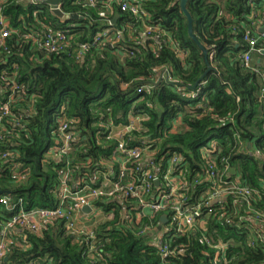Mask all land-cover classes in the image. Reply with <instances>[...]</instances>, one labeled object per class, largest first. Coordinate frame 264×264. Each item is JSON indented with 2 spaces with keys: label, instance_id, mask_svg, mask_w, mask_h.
<instances>
[{
  "label": "trees",
  "instance_id": "obj_1",
  "mask_svg": "<svg viewBox=\"0 0 264 264\" xmlns=\"http://www.w3.org/2000/svg\"><path fill=\"white\" fill-rule=\"evenodd\" d=\"M96 1L94 7L83 8L75 0H62L64 13L79 16L62 21L48 5L0 0L12 31L0 48V76L5 70V81L14 78L24 87L11 111L20 117H5L0 139V191L8 192L0 197L7 196L26 210L56 205L55 188L65 165L44 154L61 118L76 136L67 157L71 173L88 178L93 171L105 170L98 162L115 146L104 128L140 116L144 131L132 130L129 144L140 145L145 138L156 156L175 152L188 173L200 171V148L215 139L217 165L225 158L252 191L248 202L228 207L229 214L235 210L242 216L234 219L235 225L209 217V236L229 243L227 262L218 264H264V242L256 237L257 232L264 233V226L251 218L255 212L264 213V65L252 59L251 67H246L241 59L247 49L243 36L255 30L264 0H188L193 33L208 60L214 53L209 62L215 70L194 89L190 87L207 65L202 50L188 36L187 19L177 0H140L147 13L140 20L121 11L116 1L106 18L100 17L107 0ZM116 14L114 27L123 28L121 39L92 46L76 58V45L90 41ZM141 21L156 24L165 35L143 39ZM66 29L71 41L64 52L38 49L33 38L26 37ZM167 37L179 51L163 41ZM257 48L261 50L254 54L264 62V42ZM162 70L167 76H160ZM3 85L0 78V101ZM239 142L260 156L238 152ZM7 151L13 156L5 161L1 154ZM95 205L112 210L113 217L95 228L92 250L83 236L71 234L62 221L53 219L40 234L12 231L5 264H212L214 250L199 241L198 234L175 238L172 245L183 246L185 252L164 259L152 245V236L139 233L143 224L157 225L159 216L131 224L122 219L119 202L99 199ZM9 217L10 210L0 206V221Z\"/></svg>",
  "mask_w": 264,
  "mask_h": 264
},
{
  "label": "built area",
  "instance_id": "obj_2",
  "mask_svg": "<svg viewBox=\"0 0 264 264\" xmlns=\"http://www.w3.org/2000/svg\"><path fill=\"white\" fill-rule=\"evenodd\" d=\"M32 4L35 0H24ZM116 1L123 12H129L138 20L147 16L142 9L140 0H107L103 9L98 12L100 17L106 18L107 9L111 3ZM84 7H94L96 0H75ZM107 27L101 29L90 40L79 42L76 45V58L82 57L92 46L99 44L113 43L123 36V28L118 29L107 20ZM258 31H246L243 40L247 43V49L241 55L242 63L251 67L255 52L260 42H264V13L256 20ZM255 26V25H254ZM139 35L145 38L160 39L165 35L159 26L141 21ZM262 28V31H259ZM68 30L49 32L45 36H26L33 38L34 45L38 49L49 53L68 51L70 48V35ZM12 31L9 22L3 14V7L0 5V48L5 46V39ZM169 44L176 50L178 47L174 40L167 37ZM264 50V48H263ZM214 53L209 54V60ZM15 64L12 65L14 67ZM5 70L0 78L4 81L2 92L4 94L0 101V139L5 132V117L19 118L20 114L11 113L12 106L18 102V97L24 87L14 78L5 81ZM167 71L162 70L160 76L166 75ZM264 93V85L261 88ZM193 96V95H192ZM144 118L130 116L127 124H108L104 132L108 139L115 142V146L109 157L99 160V167L104 171H93L88 178L79 173L74 176L71 173L70 159L68 154L73 150L76 140L66 118H61L56 128L55 140L50 144L45 157H52L63 162L65 167L58 175V182L55 188L56 205L53 208L35 207L24 209L16 202H12L7 196L0 197V206L10 210V217L0 221V264L10 244V233L12 231H27L40 234L47 223L53 219L63 222L66 231L81 237L83 236L89 250L94 248L95 228L107 220L112 219V210L107 212L95 205L97 200L117 201L122 207V219L131 224H138L143 217L149 219L159 216V223L155 226L143 224L139 233L150 235L161 258H168L175 254L184 253L185 248L181 245H172L175 238L198 234L199 241L214 250L211 260L212 264L227 262L228 242L222 239L216 240L209 236L207 222L209 217L222 221L225 225H235L234 219H241L238 211L229 214L228 207L237 208L243 201L252 195V191L244 185L240 174L236 170L233 175L225 158L220 159L221 166L217 165L215 139H208L200 150L203 154V161L200 171L187 172V167L182 164V158L175 152H169L156 156L151 151V145L146 139H141L140 145H130V137H127L132 130L144 131L141 122ZM102 126V123H100ZM238 152L248 155H257L252 150H244L243 143L239 142ZM9 151L1 154L5 161L12 157ZM20 179H24L21 175ZM157 181V184L155 182ZM89 205L90 213L82 211V207ZM19 206V207H18ZM166 215V222L160 217ZM254 223L264 226V213L255 212L251 216ZM237 224V223H236ZM256 235V234H255ZM256 237L264 242V233L257 232ZM253 244V242H251Z\"/></svg>",
  "mask_w": 264,
  "mask_h": 264
},
{
  "label": "water",
  "instance_id": "obj_3",
  "mask_svg": "<svg viewBox=\"0 0 264 264\" xmlns=\"http://www.w3.org/2000/svg\"><path fill=\"white\" fill-rule=\"evenodd\" d=\"M61 2L62 0H35V3L37 4H44V5H48L49 10L51 11V13L57 17L58 19L65 21V20H69V19H78L79 16L76 14H66L61 10ZM178 5L180 7V10L184 13L186 19H187V25H188V36L190 37V39H192L198 46L199 48L202 50L203 56H204V60L205 63L207 65V69L205 71V73L200 77V79L193 85L190 87V89H194L197 85V83L202 80L204 78V76L210 71V70H215V68L212 67V65L210 64L209 60H208V56H207V50L205 49V47L198 41V39L196 38V36L193 33V19L191 17V15L189 14V12L187 11L186 5L188 0H177ZM118 14H116L113 19H112V24L115 25L116 24V20H117ZM263 29L260 28L259 31H262ZM167 76V74H166ZM230 172L234 175L236 173V170L234 167L231 168ZM155 184H157V181L155 182ZM3 193H8V192H3L0 191V195ZM82 211L85 213H90L91 212V207L89 205L83 206L82 207ZM160 219L164 222H166V215H162L160 217ZM8 260V256H6L4 258V263H6Z\"/></svg>",
  "mask_w": 264,
  "mask_h": 264
},
{
  "label": "crops",
  "instance_id": "obj_4",
  "mask_svg": "<svg viewBox=\"0 0 264 264\" xmlns=\"http://www.w3.org/2000/svg\"><path fill=\"white\" fill-rule=\"evenodd\" d=\"M256 24L257 23H255V26H254L255 30H251L250 29V31H253V33L254 32L256 33L258 31V29H259L258 26H256ZM253 62L256 63V64L259 63V62L260 63L262 62V64L264 65L263 58L262 57H257L255 54L253 55ZM261 108L264 111V102L262 103V107Z\"/></svg>",
  "mask_w": 264,
  "mask_h": 264
}]
</instances>
